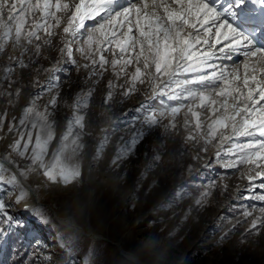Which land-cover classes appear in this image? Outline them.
Wrapping results in <instances>:
<instances>
[{
    "label": "snow or ice",
    "instance_id": "obj_1",
    "mask_svg": "<svg viewBox=\"0 0 264 264\" xmlns=\"http://www.w3.org/2000/svg\"><path fill=\"white\" fill-rule=\"evenodd\" d=\"M18 2L19 9L13 0H0V40L3 41L0 53L9 45L13 50L20 49L19 56H8L10 63L3 68L7 88L0 81V96L6 97L9 105L15 106L13 97L18 102L22 92L21 87L11 90L17 83L13 79L16 69L34 65V57H40L42 47L51 46L58 35L63 44L59 52L65 62L76 65L73 45H78L75 51L90 61V64L82 65L83 68L92 66L89 78L97 74V64L103 69L109 63L103 52L115 45L121 55L111 61V66L117 79L121 74L127 77V87L119 85L123 89L121 95L128 98L138 90V84H147V98L158 100L159 106L144 103L137 107L136 111L142 115L134 116L127 127L135 128L139 123L141 128L128 140L120 137L110 161L112 167H120L121 162L134 153L146 130L151 132L162 127L164 133L174 131L179 134L182 117L186 133L183 143L199 145L202 140L199 152L207 153L208 145L218 137L221 149L226 142L249 138L244 143L233 142L225 150V155L236 158L223 161V166L229 169L253 166L241 175L253 188L264 189V182L258 186L252 183L257 178L264 179V41H258L256 36L258 30L264 33V13L254 16L247 8L249 2L264 7V0H228L226 4L218 0H128L126 4H121L120 0ZM5 7L9 13L6 17L3 15ZM29 17H33L30 25ZM88 21L93 23L89 26ZM57 29H62V35ZM41 32L46 38L40 35ZM222 40L226 43L222 44ZM29 52L32 56H27ZM233 54L244 59L233 66L214 62L233 60ZM95 55L99 56L98 60L92 58ZM60 65L61 61L57 60L51 67L42 69L48 75L43 83L38 78L41 69H33L37 73L33 87L39 85L41 91L30 94L18 120L13 116L8 121L7 109L0 113V133L4 132L6 121L7 132L16 133L8 145L9 150L0 155V185L10 186L16 202H24L26 208L31 207L45 222V213L26 201L49 185L69 187L83 182V156L87 147L84 138L92 134L88 131L87 109L94 88L77 92L71 104L64 101L65 106L72 109V115L57 137V122L52 117L60 99L62 81L57 75L61 72ZM133 65L134 71L129 75L127 69ZM117 66H120L118 71ZM115 87L117 85L112 81L108 82L109 90L103 105L114 99ZM52 92L55 94L41 107L38 102L42 94ZM107 111L109 109L101 115H106ZM165 120L168 121L166 124L163 123ZM120 130L123 129L116 121L110 128L100 129L103 135L93 161L99 162L103 158L111 136ZM2 139L4 136L0 135ZM199 152L193 156L194 160L201 158ZM162 155L157 152L153 156V164L147 171L162 161ZM215 156L220 162L221 151H216ZM14 157L28 163L22 167ZM253 168L260 170L252 175ZM188 170L191 172L192 167ZM33 174L43 176L47 183L33 188L27 183ZM213 187L214 181L205 186L194 203L203 206L211 195L208 189ZM244 198L264 202V194ZM6 207L8 205L0 199V212ZM253 211L256 210L246 209L244 217L253 216ZM258 211L249 230L258 229V226L264 229V207ZM3 231L0 229V235Z\"/></svg>",
    "mask_w": 264,
    "mask_h": 264
},
{
    "label": "rangeland",
    "instance_id": "obj_2",
    "mask_svg": "<svg viewBox=\"0 0 264 264\" xmlns=\"http://www.w3.org/2000/svg\"><path fill=\"white\" fill-rule=\"evenodd\" d=\"M13 2L19 9L18 0ZM8 14L5 7L3 15L6 17ZM32 21L33 17H29L28 24ZM87 24L90 26L92 22ZM56 31L62 35V29ZM40 35L46 38L42 32ZM77 46L73 45V59L76 61L73 65L65 62L59 52L63 47L60 36L53 38L52 45L42 47L41 56L34 57V65L23 70L17 68L13 74L17 83L11 90L22 88L18 102L13 97L15 106L9 105L6 97L0 96V113L7 109L8 121L13 116L18 120L30 94L41 91L39 85L33 87V78L37 76L33 69H41L38 78L43 83L48 75L42 69L60 60L61 72L57 75L61 77L62 85L59 103L52 117L57 122L59 137L72 115V109L65 106L64 101L71 104L77 92L95 89L87 109L88 131L92 134L84 138L87 147L83 156V182L69 187L49 185L36 194L38 200L47 203L37 205L45 213L46 222L33 211L20 218L15 217L21 203L16 202L10 186L0 185V199L8 205L0 212V229L4 230L0 241L8 232L12 246L11 252H8L9 242L6 244L8 264H140L128 258L125 251H131L145 264H264V229L258 226V229L249 230L252 219L259 215L258 209L264 207V202L244 198L264 194V189L253 188L249 180L241 175L253 166L241 165L238 169L223 166V161L236 158L225 155V150L233 142L244 143L249 138L226 142L221 149L218 137L208 145L207 153L199 152L202 140L199 145L183 143L186 133L181 117L179 134L174 131L164 133L162 127L151 132L146 130L134 153L122 161L120 167H112L110 161L120 137L128 140L133 132L141 128L139 123L135 128L127 127L134 116L142 115L136 111L137 107L144 103L158 107L159 101L147 98V84H138V90L128 98L121 95L123 89L119 85L127 87V77L121 74L117 79L111 66V61L121 55L115 45L103 52L109 63L103 69L97 64V74L91 78L92 66L82 67L90 61L75 51ZM9 55L19 56L20 49L13 50L9 45L0 53V81L5 88L7 81H3V68L10 63ZM27 56H32V52ZM27 56L24 57L26 63L29 62ZM92 58L98 60L99 56ZM134 67L127 69L129 75ZM109 81L117 87L113 89L114 99L103 105ZM54 94L43 93L38 102L41 107ZM106 109H109L106 115H101ZM8 121L5 122L4 132L0 133L4 136L0 140V155L9 150L8 145L16 137L15 132H7ZM113 121L119 123L123 130L111 136L103 158L95 162L92 157L103 135L100 129L110 128ZM218 150L221 151L220 162L215 156ZM157 152H162V161L147 171ZM197 152L201 158L194 160ZM14 158L22 167L28 163L19 157ZM189 166L192 167L191 172ZM259 170L253 168L250 174L254 175ZM213 181L215 187L208 189L211 195L207 202L203 206L196 205L195 199ZM262 182L264 179L257 178L252 183L258 186ZM27 183L34 188L47 181L43 176L33 174ZM32 198L33 195L28 200ZM246 209L256 211H253V216L245 218L243 212ZM70 218L80 230L69 229L61 220ZM17 257L20 260L16 261Z\"/></svg>",
    "mask_w": 264,
    "mask_h": 264
},
{
    "label": "bare ground",
    "instance_id": "obj_3",
    "mask_svg": "<svg viewBox=\"0 0 264 264\" xmlns=\"http://www.w3.org/2000/svg\"><path fill=\"white\" fill-rule=\"evenodd\" d=\"M28 184H29V183H28ZM35 195H36V194H35ZM35 195L33 194V198H32L31 200H27L26 203L29 204L30 206H31V205H35L36 207H37V205H40V206H41V204H40L39 202H42V201H40V199L38 200L37 195H36V197H35ZM37 200H38L39 202H38ZM18 208L21 210L20 212H27V211H30V212L27 213V215L30 214V213H32L31 207L26 208V207L24 206V202H21V204L19 205ZM61 220L63 221V223H64L69 229L80 230V229H79L80 227H78L77 223H76L74 220H72L71 218L68 219L67 221H66V220H63V219H61ZM81 229H82V228H81ZM90 235H91V234H90ZM122 250H123V248H122ZM125 252H126V255H127L128 258H131V259L134 260L135 262H137L136 260H138V262H140V264H145V263H143L139 258L135 257L134 254H133L131 251H125Z\"/></svg>",
    "mask_w": 264,
    "mask_h": 264
},
{
    "label": "water",
    "instance_id": "obj_4",
    "mask_svg": "<svg viewBox=\"0 0 264 264\" xmlns=\"http://www.w3.org/2000/svg\"><path fill=\"white\" fill-rule=\"evenodd\" d=\"M5 154V153H4ZM3 155V154H2ZM34 195H35V193H34ZM35 197H36V195H35ZM38 201V200H37ZM39 202V201H38ZM41 205H47V203H45V202H39ZM52 209V208H51ZM52 211L55 213V215H56V217H58L59 218V215L57 214V212L54 210V209H52ZM60 218H62L61 216H60ZM118 245H119V247H121L120 246V244H119V242H118ZM122 249V248H121ZM137 262H138V260H136ZM138 263H140V262H138Z\"/></svg>",
    "mask_w": 264,
    "mask_h": 264
},
{
    "label": "trees",
    "instance_id": "obj_5",
    "mask_svg": "<svg viewBox=\"0 0 264 264\" xmlns=\"http://www.w3.org/2000/svg\"><path fill=\"white\" fill-rule=\"evenodd\" d=\"M11 248H12V246H11V244H10V242H9V246H8V251H9V252H11ZM19 258H20V257H17V258H16V261L20 260Z\"/></svg>",
    "mask_w": 264,
    "mask_h": 264
}]
</instances>
